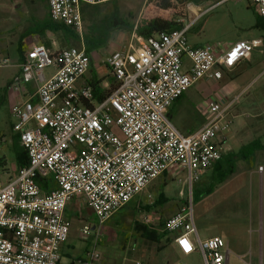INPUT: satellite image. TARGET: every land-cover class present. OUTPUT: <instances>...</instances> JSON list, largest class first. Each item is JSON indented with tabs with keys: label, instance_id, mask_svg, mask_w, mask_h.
Returning a JSON list of instances; mask_svg holds the SVG:
<instances>
[{
	"label": "built area",
	"instance_id": "1",
	"mask_svg": "<svg viewBox=\"0 0 264 264\" xmlns=\"http://www.w3.org/2000/svg\"><path fill=\"white\" fill-rule=\"evenodd\" d=\"M113 1L48 0L49 14L82 38V5ZM249 1L264 21V0ZM190 26L149 38L134 30L105 59L119 86L103 101L96 100L91 85H78L92 63L83 41L80 47L55 51L35 44L26 52L12 88L18 92L33 84L36 91L13 104L10 115L29 164L11 176L0 160V264H60L71 233L65 213L76 198L93 212L98 236L106 222L162 175L186 172L184 183L192 186L222 159L234 101L226 96L203 101L204 123L190 134L175 126L169 110L200 80L222 78L262 41L195 47L188 39ZM184 58L191 63L188 71ZM7 63L0 60V67ZM91 230L84 222L81 236L87 238ZM164 230L174 236L181 254L199 251L203 264H229L225 240H202L189 206L170 217ZM99 258L94 248L80 264H101Z\"/></svg>",
	"mask_w": 264,
	"mask_h": 264
},
{
	"label": "rangeland",
	"instance_id": "2",
	"mask_svg": "<svg viewBox=\"0 0 264 264\" xmlns=\"http://www.w3.org/2000/svg\"><path fill=\"white\" fill-rule=\"evenodd\" d=\"M12 1L14 0H0V60L8 59V63L0 67V160L2 159L1 161L7 165L9 174L14 176L17 172V164L12 157L14 150L12 126L16 121L10 115V106L5 100V88L18 72L19 33L32 26L34 20L28 12V0H20L19 3ZM148 1L117 0L105 4L103 12L125 18L131 24H137L145 12ZM155 1L158 0L150 1L148 13L153 10ZM186 11L188 15L182 21L185 25H191L188 34L191 45L210 43L228 47L238 41L262 39V44L249 55V62L244 63L240 69L226 71L217 81L211 80V87H226L232 94L233 100L229 101H234L231 109L234 123L228 144L238 149L240 145L250 142L264 143V25L257 6L249 0H192L187 3ZM20 24L22 26L19 27ZM89 25L90 23H86V28ZM124 31L127 32L128 42L132 32L122 30ZM61 36L56 39L57 47L61 49L79 47L78 44L66 46ZM105 54L106 52L101 50L93 55L95 80L96 77H103L102 71L107 58ZM51 72L52 70H47L46 73ZM85 78L90 81V74ZM187 95L192 96V102L177 105L170 117L177 127L179 120L188 125L199 121L195 110L191 108L187 111L190 105L195 107L198 101L196 87L190 88ZM3 135L7 136V143L1 141ZM5 155L7 157H4ZM186 178V172L178 176L162 175L106 222L98 236L96 234L99 229H92L87 238L81 236L83 221L93 226L96 224L95 216L83 201L69 203L68 213L72 216L71 233L69 242L61 254L60 264H79L80 260L88 256L87 252L94 248L100 256L101 264L104 262L105 264H136L137 261L141 264H176L177 262L203 264L199 251L190 256L182 255L173 246L172 235L166 234L161 243H155L146 239L138 230V226L145 225L149 230L165 234L161 222H166L186 204L192 211L195 226L202 240L218 235L220 227L225 228L227 234L223 239L229 242V234H231V241L239 244L240 252L244 255L239 264H259V256L256 255H259L260 249L264 247V202L260 200L256 204V210L254 208L253 211L252 202L248 203L247 190H241L237 194V191L230 186L212 197L194 202L193 189L206 180H200L191 186L184 183ZM227 188L234 190V195L228 204H225ZM161 194L164 197L163 201L159 200ZM149 206L155 208L150 210ZM77 215L81 217H76ZM230 258V264H233V256L231 255Z\"/></svg>",
	"mask_w": 264,
	"mask_h": 264
},
{
	"label": "crops",
	"instance_id": "3",
	"mask_svg": "<svg viewBox=\"0 0 264 264\" xmlns=\"http://www.w3.org/2000/svg\"><path fill=\"white\" fill-rule=\"evenodd\" d=\"M19 1L20 0H14L12 2L19 3ZM28 1H29V5H28L29 6V10H28V8H27V10H28L30 16L32 15L31 18L34 20V24L32 26H28V28L25 31L19 33V37H18V41H17L18 42V51L20 53V59H19V64H18V72L16 73L13 81L10 84H8V86H7L8 89H7L6 96H5L6 102H7V104L10 107L13 104H16V103H18L20 101H23L26 97H28L29 95L33 94L34 91H36V87L33 84H29L27 86V88L23 89V91H18V92L14 91L13 88H12L15 79L17 78V76L20 73V66H21V63H22L23 54L26 55V52H28L31 49V47L33 45H35V44L44 45L48 49H50L52 51L61 49V48L57 47V41H56V39L59 38L60 34H54L53 32H50V31H44L43 32V37H40V35L34 33V30L36 28L35 26H37V25L39 26L41 23L45 22L50 17L48 0H28ZM18 6H19V4L17 5V7ZM26 23H27V20H26ZM18 26L20 27V26H22V24H20ZM126 38H127V32H125V31L124 32H122V31L121 32H118V31L114 32L112 34L111 40L108 43L107 47L102 49V51L106 52V54L109 55L111 52L116 50L119 46L125 44L127 42ZM256 40H262V39H256ZM193 46L198 47V46H202V45H197L196 44V45H193ZM67 48H69V47H67ZM183 62H184V70L188 71L189 68H190V65H191L190 61L187 58H184ZM246 62H249L248 58L243 60L235 68L229 69L227 71L228 72L229 71L232 72L233 70L240 69L242 67V65H244V63H246ZM94 63H95V61H94L93 56H92V63H91L90 70L88 72V74H90V77H91L90 81L87 80L84 77L79 82V84H78L79 86H82V85L96 86L98 81L105 80L104 78H106L109 75H111L109 70H108V68H107V66L104 64L105 68H103V71H102L103 77H101V78L99 77L100 79L96 77V80H95V78L93 76V71H95L94 70V68H95ZM212 81L208 80V79H202V80H200L199 82H197L193 86V87H196V92H197L196 96L198 97V99H197L198 101H197L195 107L190 105L191 107L189 109H187V111L190 110L191 108L193 110H195L196 114L199 117V121H197L196 123L193 122V123L188 125V124H183L179 120L178 121V127L176 125L175 126L181 132H183L184 134H190V133L194 132L200 126H202V124L204 123V117L200 113V106L202 105L203 101H205L207 99H210V98L219 97V96H221V97L226 96V98H228V100L232 99V94H231V92L229 90L226 89V87H224V88H219V86H212L211 87ZM100 88L102 89V94H103V92L110 90L109 81L108 80L107 81H103L101 83V85H100ZM187 92H185L184 95L180 98L181 100L178 99L172 105V107L169 110V117L172 116V113H174V110H175L177 105H181V104H183L185 102H188V101L192 102V96L191 95H187ZM95 98H96V100L99 101V99L96 96V94H95ZM231 134L232 133L230 132L227 135V139L225 141L226 153L223 156H227V154H230V153L237 154L241 150V148H243L244 146H247V145L252 143V142H250V143L242 144V145H240V148L238 147V149H234L230 144H228L229 137L231 136ZM1 141L2 142L4 141L5 143H7V136L3 135L2 138H1ZM257 142L260 143L261 146H264L263 142H260V141H257ZM12 153H13V155H12L13 160H16L15 151L13 150ZM4 157H7V155H5ZM236 162H237L236 163L237 164V168H236L235 173L233 175H231L224 183L219 185L213 191V193L210 196H208V197H212L213 195H216L218 192L220 193V190L225 189V187H229V186L231 188H234V190L237 191L236 192L237 194L240 193L241 190H247V194L246 195L248 196V203L252 202L253 211H254V208L256 210V207H257L256 204L260 200H262L264 202V149L258 150L256 152H253V150L246 151L245 155L240 156L236 160ZM214 166L215 165H213V167L210 168L207 171V173L202 177L201 181L202 180H206V182H207V181H209V179L211 177H213V175L217 171V168L215 169ZM260 167L263 168L262 171L259 170ZM8 172H9V169H8ZM166 175L175 176V171L174 170L169 171V172L166 173ZM234 190H230L229 188H227V191L225 190V198H224V203L225 204L226 203L228 204V202L231 199V197H233ZM73 201L80 202V199L76 198ZM128 205H126V206H128ZM259 209H261V207H259ZM122 210H120V211H122ZM249 210H250V208L248 209V212H249ZM117 214H115L114 216H116ZM65 216H66V218L69 221H70V218H72V216H70L69 213H68V207L66 209ZM76 217L80 218L81 215H77ZM83 222H86V221H83ZM95 225L96 224H94L92 226V229H94V230L96 229ZM224 229L225 228H221L220 227V229H218V232H217L218 235H213V236H210L209 238L214 237V236H219V237L223 238V236H225V234H227V232ZM231 236L232 235L229 234V242H227V241H225V242L227 244L228 249L231 252L230 256L231 255L233 256V264H239V262L241 261L240 259L244 255H243V253L240 252L241 249L239 248V244L237 242L231 241ZM68 242H69V240L62 246L61 254H62L65 246L68 244ZM172 244H173V246L175 248H177L179 250L178 246L176 245V243L174 241V236H173ZM179 252H180V250H179ZM87 253H89V252H87ZM254 256H255V254H254ZM256 256H259L258 257L259 258V264H264V247H262L260 249L259 255H256ZM86 258L87 257L85 256L84 259L80 260L78 263L80 264V262L85 261ZM137 262H140V261H137ZM230 262H231V258L229 257V264H230ZM104 264H105V262H104Z\"/></svg>",
	"mask_w": 264,
	"mask_h": 264
},
{
	"label": "trees",
	"instance_id": "4",
	"mask_svg": "<svg viewBox=\"0 0 264 264\" xmlns=\"http://www.w3.org/2000/svg\"><path fill=\"white\" fill-rule=\"evenodd\" d=\"M150 1L151 0L147 2L145 12L137 24H131L125 18L104 14L103 7H105V4H83L82 16L84 21V33L82 38L73 28L63 23L54 22L50 17L39 26H35L34 33L40 35V37H43L44 31L60 34L62 35V40L66 46L72 44H78V46H81V42L83 41L87 53L93 56V54L98 53L100 50L107 47L112 34L117 31L127 30L131 33L135 30L140 36L149 38L156 36L161 32H170L184 27V22L182 20L188 15L186 6L187 3L192 0H158L153 3V10L151 9L152 11L148 13ZM260 19L264 25V21L262 18ZM86 23H90L88 28H86ZM23 62H25V54L22 56V63ZM107 80L110 84V90L103 92V94L100 85L104 80L98 81L96 86H92L99 101L107 99L119 86L112 75L106 77L105 81ZM7 89L8 87L5 89V96ZM13 148L16 153L15 162L17 164V172L15 174H17L20 168L29 164V158L26 151L20 145L19 136L15 134L13 136ZM261 149H264V146H261L260 143L255 141L241 148L237 154L230 153L227 154V156H223L214 166L215 169L217 168V171L213 177L207 182L198 184L193 189L194 202L210 196L219 185L233 175L237 168L236 160L240 156L245 155L246 151L253 150V152H256ZM41 185L45 189L48 187V184H45L44 182H41ZM162 195L163 194L160 195V201H163L164 199ZM185 206L188 205L186 204ZM154 208L155 206H149L148 209L153 210ZM164 226L165 222L162 221L161 227ZM138 230L143 233L146 239L155 243H161L165 235L169 234L168 232L160 234L155 230H149L145 225L138 226Z\"/></svg>",
	"mask_w": 264,
	"mask_h": 264
},
{
	"label": "water",
	"instance_id": "5",
	"mask_svg": "<svg viewBox=\"0 0 264 264\" xmlns=\"http://www.w3.org/2000/svg\"><path fill=\"white\" fill-rule=\"evenodd\" d=\"M94 230V229H93Z\"/></svg>",
	"mask_w": 264,
	"mask_h": 264
}]
</instances>
